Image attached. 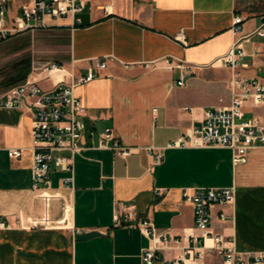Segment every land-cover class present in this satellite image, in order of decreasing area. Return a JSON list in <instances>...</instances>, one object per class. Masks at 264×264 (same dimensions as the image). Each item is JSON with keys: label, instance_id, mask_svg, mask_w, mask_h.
<instances>
[{"label": "crops", "instance_id": "1", "mask_svg": "<svg viewBox=\"0 0 264 264\" xmlns=\"http://www.w3.org/2000/svg\"><path fill=\"white\" fill-rule=\"evenodd\" d=\"M82 1L78 23L48 20V27L0 41V100L27 79L50 91L69 73L106 63L74 89L84 107L83 149L72 174L50 173L48 188H31L32 101L0 108V264H139L148 240L122 214L134 211L177 237L199 235L181 191L201 188H234L232 205L213 209L210 230L232 238L239 252H264V146L236 162L223 147L165 149L159 165L152 156L205 111L228 104L231 72L215 61L234 41L233 17H243L251 33L264 20V0ZM243 48L241 72L264 77V39L253 36ZM50 64L62 73L45 77ZM250 111L264 121V106ZM105 129L128 147L125 157L91 147ZM9 149H21V157H8ZM70 175L72 189L62 184ZM88 232L98 235L76 240Z\"/></svg>", "mask_w": 264, "mask_h": 264}, {"label": "built area", "instance_id": "2", "mask_svg": "<svg viewBox=\"0 0 264 264\" xmlns=\"http://www.w3.org/2000/svg\"><path fill=\"white\" fill-rule=\"evenodd\" d=\"M83 8L82 0H0V41L14 34L48 27V20L70 17L73 23H78L75 16ZM243 20L238 15L233 17L230 32L234 41L229 50L215 61L231 72L228 104L205 111L198 125L169 141L165 147L152 149L153 165L160 164L165 149L223 147L232 152L236 162L245 156L248 149L264 146V121L250 111V108L264 106V77L246 76L240 70L246 67L243 60L247 54L243 44L253 36L264 39V20L247 34L243 31ZM177 66L192 72L189 67ZM105 67V61L97 59L86 74L74 76L69 73L68 82L58 84L50 91L42 90L36 81L27 79L10 88L4 100H0V108L8 110L20 109L27 99L32 101L29 104L33 115L30 149L32 189L48 188L53 170L72 174L73 156L83 149L78 141L84 131V107L74 89L92 81L96 76L94 70ZM62 71L56 64L42 69L45 77ZM183 76L176 82L177 86L183 85ZM247 113L251 116L246 117ZM91 147L111 150L121 157L129 152L110 129L98 134L96 145ZM63 152L68 156L56 155ZM7 155L20 158L22 150L9 149ZM71 183V175L62 179L65 188L72 189ZM181 197L191 206L194 229L199 235H171L166 230L156 229L149 220L137 218L134 211L120 217L124 221H136V227L148 240V246L139 255V264H196L209 255L218 257L222 264H264V252H239L234 248L232 238L210 230L213 209L232 205L233 187L201 188L193 192L182 189ZM226 219L227 215L219 210L218 220L224 222Z\"/></svg>", "mask_w": 264, "mask_h": 264}, {"label": "rangeland", "instance_id": "3", "mask_svg": "<svg viewBox=\"0 0 264 264\" xmlns=\"http://www.w3.org/2000/svg\"><path fill=\"white\" fill-rule=\"evenodd\" d=\"M245 116L250 117L251 113H247ZM196 264H222V262L218 257L214 255H209L204 259L203 262L196 263Z\"/></svg>", "mask_w": 264, "mask_h": 264}, {"label": "water", "instance_id": "4", "mask_svg": "<svg viewBox=\"0 0 264 264\" xmlns=\"http://www.w3.org/2000/svg\"><path fill=\"white\" fill-rule=\"evenodd\" d=\"M98 234L96 232H88V233H83V234H79L76 236V240L77 241H82V240H86L88 238L97 236Z\"/></svg>", "mask_w": 264, "mask_h": 264}]
</instances>
